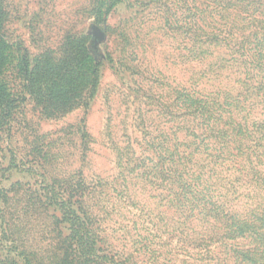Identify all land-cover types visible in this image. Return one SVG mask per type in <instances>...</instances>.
<instances>
[{
    "label": "rangeland",
    "instance_id": "obj_1",
    "mask_svg": "<svg viewBox=\"0 0 264 264\" xmlns=\"http://www.w3.org/2000/svg\"><path fill=\"white\" fill-rule=\"evenodd\" d=\"M3 3L10 51L2 81L22 100L0 135V164L8 168L0 173V186L37 188L80 179L92 188L85 206L96 216L105 253L134 264H234L225 244L244 249L249 233L220 240L213 219L174 201L172 169L178 163L199 183L209 178L207 185L226 209L253 227L254 216H264V8L235 0ZM226 3L235 8L224 14ZM92 26L105 33L97 50ZM194 32L218 41L203 36L193 44ZM67 37L84 39L99 64L98 84L87 106L46 118L23 91L19 72L24 60L31 68L46 51L60 58ZM242 39L252 45L235 46ZM244 86L255 90L243 93ZM192 89L218 95L221 107L231 111L216 124L227 129L239 123L246 134L237 135V145L219 150L211 135L191 138L196 129L185 99ZM235 98L228 108L223 105ZM220 152V159L214 157ZM52 208L48 215L58 217ZM8 212L0 203V264H48L55 253L47 234L51 219L28 214L14 229ZM64 227L59 226L66 233Z\"/></svg>",
    "mask_w": 264,
    "mask_h": 264
},
{
    "label": "trees",
    "instance_id": "obj_2",
    "mask_svg": "<svg viewBox=\"0 0 264 264\" xmlns=\"http://www.w3.org/2000/svg\"><path fill=\"white\" fill-rule=\"evenodd\" d=\"M235 1L240 2V5L245 8H264V0ZM233 8H235L233 5L226 3L223 8L224 14L227 10L232 11ZM6 22L7 12L3 0H0V135L8 131L9 124L18 108V102L22 100V98H14L2 81L4 71L9 65L10 51L4 29ZM229 26V31L232 32L235 27L231 24ZM254 34L257 35L256 32ZM203 36L211 40V43L218 41V37L209 33ZM202 37L194 32L191 42L197 44L196 41ZM236 41L235 46L238 45V48L252 45L247 39ZM203 43L205 42L201 44ZM98 68L99 64L88 52L84 39L67 37L64 53L60 58L56 59L51 51H46L35 58L31 68L24 60L19 73L23 78V91L32 99L41 114L46 118H59L87 106L98 84ZM254 90V88L246 87L242 91L248 94ZM237 96L240 97V95ZM217 97L218 95H197L192 89L185 99L186 104L189 105L186 114L190 125H193L196 130L200 129V131L194 129L195 131L191 133L192 139H201L204 135L206 136L202 138L203 140L214 137L220 147L219 150H228L230 146L237 145L236 137H244L246 133H243L239 123H230L227 129L217 127L216 123L220 120L222 113L229 116L231 114V111L221 107ZM236 100L239 101L238 98L233 101L226 99L223 105L228 108ZM210 124L212 127L209 129ZM198 132H200L199 135L196 134ZM222 154L223 152L217 153L214 157L220 159ZM229 155L232 153L230 152ZM177 165L178 163L172 169L174 189H171V192L174 201L180 203L183 209L187 207L191 211L198 210L204 217L213 219L214 229L222 230L217 233L218 237L221 236L220 240L232 242L243 237L245 233H249L250 245L244 249L237 244H225L228 253L233 255L234 264H264V216L260 218L254 216L258 226L253 227L249 219L246 217L240 219L237 213L226 209L219 200V193L215 194L207 185L209 178L199 183L193 174L186 171V167L180 170ZM7 170L8 168L5 169L0 164V173ZM187 174L189 177L186 178ZM202 185L204 187H201ZM91 191L92 188L86 187L80 179L65 180L59 184L37 188L27 183L17 182L10 184L8 188L0 186V203L8 207L7 215L14 217V223H12L14 229L28 214L40 217L46 215L51 219L52 229L47 234L51 235L50 247H54L55 253H53V259H47L48 264H134L129 257L109 255L99 247V244H102V236L100 228L96 225V216L92 215L85 206L86 195L91 194ZM49 208H52L54 213L58 212V217L56 215L50 217L47 212ZM61 225L67 226V228L64 227L66 233L59 228ZM54 233L55 235H52Z\"/></svg>",
    "mask_w": 264,
    "mask_h": 264
},
{
    "label": "water",
    "instance_id": "obj_3",
    "mask_svg": "<svg viewBox=\"0 0 264 264\" xmlns=\"http://www.w3.org/2000/svg\"><path fill=\"white\" fill-rule=\"evenodd\" d=\"M91 32H92V47L94 50H97L98 45L102 43L105 39V33L102 31L99 27L97 26H92L91 27Z\"/></svg>",
    "mask_w": 264,
    "mask_h": 264
}]
</instances>
